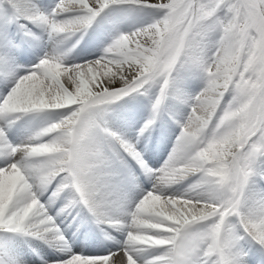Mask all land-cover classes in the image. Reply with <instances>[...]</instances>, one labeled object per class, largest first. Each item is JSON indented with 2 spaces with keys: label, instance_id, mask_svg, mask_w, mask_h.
Listing matches in <instances>:
<instances>
[{
  "label": "snow or ice",
  "instance_id": "6c2138e0",
  "mask_svg": "<svg viewBox=\"0 0 264 264\" xmlns=\"http://www.w3.org/2000/svg\"><path fill=\"white\" fill-rule=\"evenodd\" d=\"M0 264H264V0H0Z\"/></svg>",
  "mask_w": 264,
  "mask_h": 264
}]
</instances>
